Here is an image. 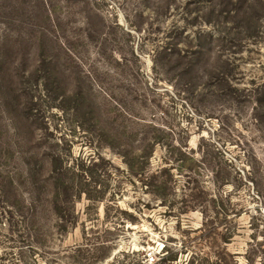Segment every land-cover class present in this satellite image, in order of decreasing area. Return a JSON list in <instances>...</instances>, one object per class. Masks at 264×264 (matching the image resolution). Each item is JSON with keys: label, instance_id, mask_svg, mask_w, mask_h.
I'll use <instances>...</instances> for the list:
<instances>
[{"label": "rangeland", "instance_id": "374dc122", "mask_svg": "<svg viewBox=\"0 0 264 264\" xmlns=\"http://www.w3.org/2000/svg\"><path fill=\"white\" fill-rule=\"evenodd\" d=\"M264 264V0H0V264Z\"/></svg>", "mask_w": 264, "mask_h": 264}, {"label": "trees", "instance_id": "16d2710c", "mask_svg": "<svg viewBox=\"0 0 264 264\" xmlns=\"http://www.w3.org/2000/svg\"><path fill=\"white\" fill-rule=\"evenodd\" d=\"M230 256H231V255H230ZM231 258H232V260H233V261H232V264H235V261H234V259H233V256H231Z\"/></svg>", "mask_w": 264, "mask_h": 264}]
</instances>
